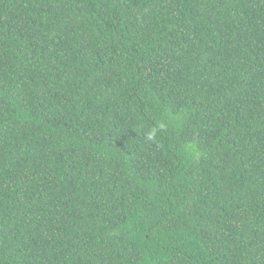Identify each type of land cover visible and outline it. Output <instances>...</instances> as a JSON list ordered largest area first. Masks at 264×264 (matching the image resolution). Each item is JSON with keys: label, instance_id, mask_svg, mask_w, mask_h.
Instances as JSON below:
<instances>
[{"label": "trees", "instance_id": "trees-1", "mask_svg": "<svg viewBox=\"0 0 264 264\" xmlns=\"http://www.w3.org/2000/svg\"><path fill=\"white\" fill-rule=\"evenodd\" d=\"M0 264H264V0H0Z\"/></svg>", "mask_w": 264, "mask_h": 264}, {"label": "clouds", "instance_id": "clouds-1", "mask_svg": "<svg viewBox=\"0 0 264 264\" xmlns=\"http://www.w3.org/2000/svg\"><path fill=\"white\" fill-rule=\"evenodd\" d=\"M149 139H153L154 138V133H150L148 136Z\"/></svg>", "mask_w": 264, "mask_h": 264}]
</instances>
